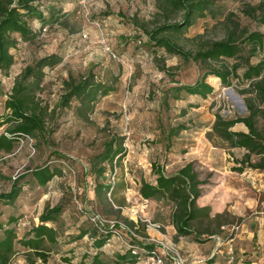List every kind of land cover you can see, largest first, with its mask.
Returning <instances> with one entry per match:
<instances>
[{"label": "rangeland", "instance_id": "obj_1", "mask_svg": "<svg viewBox=\"0 0 264 264\" xmlns=\"http://www.w3.org/2000/svg\"><path fill=\"white\" fill-rule=\"evenodd\" d=\"M260 1L212 0L213 6L205 16L197 18L193 25L175 38L186 50L199 47V41L193 40L199 34H204L205 39H219L224 31L218 23L228 13H234L242 26L264 31V25L257 24L242 12L247 3L255 5ZM42 4L43 7L59 10L62 16L58 22L46 24L38 19L31 21V28L37 32L34 40L24 41L16 34L17 45L11 48L14 64L10 69L0 71V119L4 112V100L23 69L50 54L57 55L60 60L44 68L38 95L56 113L48 124L47 141L21 137L15 140L12 151L0 149V173L5 177L0 178V192L9 189L14 177L24 175L20 182L23 190L15 204L1 206V220L6 222L10 215L17 217L18 235L22 236L29 227L38 223V216L46 206L63 203L65 212L59 223L66 239L77 235L78 228L73 225L74 221L84 217L79 224H90L87 215L93 211L121 223L136 219L135 234L140 238L147 234L142 221L145 219L159 224L157 231L167 234L171 205L163 199L144 201L139 193L141 180L155 181L151 172L153 162L164 166L172 162L168 168L165 167L168 173H172L174 165L181 162V154L189 147H195L198 141L199 167L208 158L211 147L231 156L232 153L237 156L242 154L241 149H229L216 136H207L217 113L226 119L247 114L238 99L226 94V90L231 88L241 97L236 81L230 86H223L219 78L209 75L206 82L213 86V92L206 98L183 94L182 98H170L165 103L163 91L166 88L193 83L203 75L204 69L200 64L186 62L163 49L154 51L149 47L146 34L132 18L135 16L141 22H146L149 28L160 24L164 19L155 14L154 0H87L84 4L79 0H42ZM174 20H179V16ZM263 57L264 50L252 58V62ZM89 69L101 80L116 79V90L98 102L87 122L76 116L74 102L61 112L56 109V104L62 92L63 80L69 75H82ZM178 124L192 128L199 125V132H181L183 143L176 144L180 133L170 139L171 147L166 149L164 137H167L169 128ZM50 126L55 130L51 131ZM259 126L263 127L264 123L260 122ZM4 129L5 125L0 127V134ZM232 129L247 130L243 123L235 124ZM111 134L124 137L126 151L115 161L117 175L114 191L105 198L103 193L96 195L86 185V178L91 174V158L102 150ZM51 159H63L73 167L75 174L62 172L59 165L50 164L58 173L46 186H40L32 177L31 170L48 164ZM202 173L210 189L212 180L206 179L210 172L204 168ZM251 177L246 176L251 180L247 197L250 204L245 210L241 209V215L228 206L224 210L229 213L227 224L221 226L216 235L222 238L234 236L236 241V233L242 228L239 231L231 229L244 224V230H248L251 236L244 248L246 252L241 254L247 255L244 259L250 255L257 257L261 260L260 264H264V171H256ZM235 185L240 186V181L236 180ZM224 194L225 191L220 189V200L225 197ZM126 239V234L118 229L104 247L105 257L113 260L116 252L123 251ZM170 240L177 245L175 235ZM89 247L85 240H79L72 246L63 242L52 248L46 264H79ZM71 248L74 251H70ZM179 251L188 259L180 248ZM38 263L41 264L39 260ZM11 264H27L21 246H17Z\"/></svg>", "mask_w": 264, "mask_h": 264}, {"label": "trees", "instance_id": "obj_2", "mask_svg": "<svg viewBox=\"0 0 264 264\" xmlns=\"http://www.w3.org/2000/svg\"><path fill=\"white\" fill-rule=\"evenodd\" d=\"M156 15L163 17L160 24L149 28L146 22H141L133 16L132 21L142 28L147 36V44L151 49H163L176 55L186 62L200 64L203 75L190 84H179L163 91L165 103L171 99H180L185 95H198L203 98L213 92V86L206 82V77L213 75L220 79L223 86H230L236 81L237 92L242 97L247 114L226 119L216 114L212 130L207 133L211 138L216 136L227 144L229 149H241L240 156L232 153L235 163L233 170L242 172L252 169L264 171V57L256 62L252 58L259 56L264 50V31L250 30L235 18L234 13H228L218 25L224 31L219 39H205L204 34L193 38L199 41L195 50H186L177 42L176 36L193 25L199 17H204L206 11L213 6L212 0H154ZM42 0H0V71L10 69L14 64L11 48L18 42L16 34L22 40L30 41L37 37L30 23L34 19L44 24L58 22L62 16L53 7H43ZM242 12L252 18L257 24L264 25V0L255 5L247 3ZM179 16V20L174 18ZM173 20V21H171ZM55 54L39 58L33 64L27 65L15 80L10 92L4 100V112L0 119V127L5 125L0 134V149L12 151L15 140L21 137L47 141V128L55 109H50L38 95L44 68L59 62ZM116 79L101 80L92 69L82 75L69 77L62 82V92L56 104V109L62 111L74 102V112L84 121H90V115L98 102L116 90ZM237 123H243L246 131L233 130ZM51 128L54 131L55 128ZM188 125L178 124L169 128L164 137L165 148L171 147V138L188 130ZM126 151L124 137L111 134L103 144L102 150L90 161V175L86 185L96 193L112 195L115 181L106 176L108 169L116 166ZM253 157L256 159L253 160ZM63 159H51L48 164L32 169V177L38 185L46 186L58 173L50 164H57L64 171ZM151 172L155 181L141 180L139 193L144 199L165 200L171 205L170 221L176 229L175 240L181 236H191L192 240L202 243L216 235L221 226L227 224L228 211L211 216L209 206H199L197 199L201 195V185L206 181L198 177L192 161L187 162L173 173L167 174L165 166L156 162L151 164ZM117 175V173H116ZM115 175V178H116ZM22 174L11 180L7 191L0 192V264H11L17 253V246L24 249L27 264H46L52 248L65 242L71 244L87 235L90 247L83 253L79 264H136L145 256L143 250L152 251L157 245L150 242L145 233L136 236L135 221L116 222L113 228L98 230L91 223L78 227L79 232L74 237L63 236L59 220L65 212L63 203L46 206L38 216V223L32 225L22 235H18L19 219L10 215L6 222L1 220V206L15 204L23 190L20 183ZM0 178L5 177L0 173ZM114 206L113 203H111ZM121 209V207H118ZM99 212V211H97ZM101 213V212H100ZM102 214V213H101ZM51 224V225H50ZM144 224V223H143ZM197 225V226H196ZM199 226V227H198ZM144 228L146 230L145 224ZM119 230L126 234L123 251L115 253L113 260L104 255V247ZM135 234V235H133ZM63 237H65L63 239ZM221 237V236H220ZM227 238V237H225ZM129 245V246H128ZM236 250V248H235ZM70 251H74L73 248ZM215 256V255H214ZM204 264H212L213 257Z\"/></svg>", "mask_w": 264, "mask_h": 264}, {"label": "crops", "instance_id": "obj_3", "mask_svg": "<svg viewBox=\"0 0 264 264\" xmlns=\"http://www.w3.org/2000/svg\"><path fill=\"white\" fill-rule=\"evenodd\" d=\"M185 131L198 133L199 125L195 126L194 128L189 127V129ZM183 138L184 136H182L181 133V135L176 139V144H182ZM211 148L212 149L210 150L208 158H205V161H203L201 167H199L198 141L195 147H189L183 152V154H181V162L177 165H174L175 169L173 172L178 170L187 162L192 161L194 163V168L198 174V177L201 180H204L205 177L203 176L202 170L206 168L210 172V175L206 177V179L208 181L212 180L213 184H211L210 189H208V186H210L209 183H204L201 185V195L197 199V204L201 207L209 206L211 210V216L223 212L228 206L235 209L238 215H241V209L243 208V210H245V208L248 206L247 204H250V201L247 197L248 192L250 191L249 184L251 183V180L247 179L246 176L251 177V174L256 173V170L245 169L242 172H237L233 170L235 163L231 155L226 154L225 151L218 148ZM171 164H168L165 167L168 168ZM166 170L165 172L170 174ZM236 180H239L241 183V185L238 187L235 185ZM220 189L225 191V197L222 200L219 199ZM144 201L151 202L152 200L144 199ZM83 218H79V221H74L73 225L78 228L80 226L79 222L84 221ZM166 225L168 229L167 234H161L154 229H147L148 237L157 241L170 240V237L176 234V229L171 223L170 218L168 219ZM244 227L245 225L243 224V226L237 229L239 231L240 228H242L240 232L236 233L235 248L239 252L235 253L236 258L234 264H260L261 260H258L257 257L250 255L248 259H244L247 255L241 254L246 252V249L244 248L247 247L246 244L248 243V239L251 236L248 230H244ZM76 232H79V230L77 229ZM87 239L88 237L85 235L81 241H86ZM76 242L78 241L71 243L70 246L75 245ZM176 242L177 246L183 251V253L187 255L188 264H204L205 260L211 257L212 252H216L215 256L213 257L214 262L212 264H223L226 259L225 245H219L217 242V237L215 236H211L208 241L202 243L192 240L191 236H181L176 240Z\"/></svg>", "mask_w": 264, "mask_h": 264}, {"label": "built area", "instance_id": "obj_4", "mask_svg": "<svg viewBox=\"0 0 264 264\" xmlns=\"http://www.w3.org/2000/svg\"><path fill=\"white\" fill-rule=\"evenodd\" d=\"M80 3L84 4L87 0H79ZM115 56L114 53H112ZM64 172H69L75 174V170L68 163L62 161ZM117 173L116 166L113 169H108L106 176L110 178L111 182L115 180V175ZM88 221L94 225L98 230L104 231L106 228H113L115 221L108 219L103 214L97 211L90 212L87 215ZM136 222L137 220L134 219ZM147 229L158 230L160 225L157 223L150 222L148 219L142 220ZM239 227H233L231 230H237ZM117 234V233H116ZM135 235V234H133ZM150 242L157 245V248L152 251H146L142 249L145 256L141 259L142 264H188L186 257L179 251L178 246L171 240H160L157 241L152 238H147ZM217 242L219 245H225L226 259L223 264H234L235 261V237L228 236L227 238L217 237ZM129 246V245H128ZM218 250V249H217ZM216 250V251H217ZM216 252H212L211 257L215 255Z\"/></svg>", "mask_w": 264, "mask_h": 264}, {"label": "water", "instance_id": "obj_5", "mask_svg": "<svg viewBox=\"0 0 264 264\" xmlns=\"http://www.w3.org/2000/svg\"><path fill=\"white\" fill-rule=\"evenodd\" d=\"M226 94H228L231 97H233V99H238L240 101V104L242 106H244V103H243V100L241 99V97H239L235 92H233L231 88L226 90ZM244 108H245V106H244Z\"/></svg>", "mask_w": 264, "mask_h": 264}]
</instances>
